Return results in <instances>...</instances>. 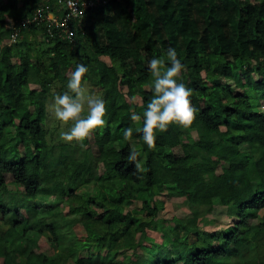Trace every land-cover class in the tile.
<instances>
[{"label": "trees", "instance_id": "trees-1", "mask_svg": "<svg viewBox=\"0 0 264 264\" xmlns=\"http://www.w3.org/2000/svg\"><path fill=\"white\" fill-rule=\"evenodd\" d=\"M77 5L73 14L65 0H0V264H264V0ZM13 32L25 48L10 42ZM169 47L199 111L191 126L157 132L149 149L135 131L143 119L130 114L143 115L153 95L148 62L166 60ZM80 63L108 114L76 145L50 136L47 106ZM190 128L196 140L185 139ZM133 148L141 155L129 163ZM164 191L189 214L163 213ZM138 200L141 211L127 208ZM216 202L231 220L202 227ZM30 231L57 250H36Z\"/></svg>", "mask_w": 264, "mask_h": 264}, {"label": "clouds", "instance_id": "clouds-1", "mask_svg": "<svg viewBox=\"0 0 264 264\" xmlns=\"http://www.w3.org/2000/svg\"><path fill=\"white\" fill-rule=\"evenodd\" d=\"M73 35L74 33L70 32L69 39ZM15 40L12 39L10 42ZM166 62L170 66L166 67ZM148 67L154 77L152 98L144 108L142 116L132 112L130 119L133 121L143 119L142 127L135 131L142 133L143 143L149 149H154L157 132H166L173 123L184 128L191 126L199 109L193 106L192 90L180 81L181 73L186 66L178 59L175 48L167 49L166 60L152 58L148 62ZM88 71V67L83 63L77 64L68 79V90L62 95H56L51 105L55 118L61 121L62 125L72 122V126L67 131L61 130L59 133V138L65 142H83L95 129L102 128L106 124L105 117L108 114L106 101L100 96L90 94L82 83ZM132 136L131 127L124 130L125 140H130ZM140 155L139 150L131 149L127 157L128 162H136ZM136 169H140L139 163H136Z\"/></svg>", "mask_w": 264, "mask_h": 264}, {"label": "rangeland", "instance_id": "rangeland-1", "mask_svg": "<svg viewBox=\"0 0 264 264\" xmlns=\"http://www.w3.org/2000/svg\"><path fill=\"white\" fill-rule=\"evenodd\" d=\"M62 2V0H61ZM7 26H9V24H7ZM13 39V36H10V41ZM15 42H19L20 46L25 48V43L23 41V39H21V41L19 40V38L16 37ZM32 45L34 46V48L39 47L37 49H42L46 46V44L41 42V35H38L37 37V41H34L32 43ZM16 57H13V60H15ZM83 85L88 89L90 94L93 95H97L100 96L99 94V90L101 88V86L96 85L94 83H89L88 81L84 82ZM31 86H34L31 84ZM37 86V85H35ZM57 88V84L56 82L53 83L52 86V91L56 90ZM55 96L51 97V99L49 100L50 103L47 106L48 109V117H47V123L48 126L50 127V129H54V131L52 133H49L50 136L52 138H57L58 140H61L59 138V133L61 130L63 131H67L71 126H72V122H68L67 125H62V122L57 120L54 116L53 111L51 110V103H54V99ZM86 114V113H85ZM98 129V128H97ZM95 129V130H97ZM93 133V132H92ZM91 135L88 137L89 139L92 136ZM185 139L188 141H193L197 139V134L195 132V130L193 128H190L188 133L184 135ZM63 141V140H62ZM65 142V141H64ZM132 144L135 145L137 143V140H131ZM68 143V142H67ZM72 144H76V145H80L82 144L81 142H77V141H72L69 142ZM92 144V150L93 152L96 153V146L94 143ZM241 147L243 149H248L247 145L245 143H242ZM175 151H180V147H175ZM5 178L8 180V183L10 185L11 189H18L20 188V186L15 185L14 183L10 182L11 181V177L9 174L5 173ZM66 187L69 189V185L66 184ZM161 197L164 200V208H163V213H167V215L169 214H176L179 216H184L186 214H189V209L187 208V206L184 203V199L182 197H178V196H169L167 191H164L161 195ZM49 198L46 195H39L36 198L37 204H39V206H41L43 209L45 208V210H43V212L48 213L49 210L47 209V206H49L51 203L48 201ZM127 208L129 209H136V210H140L141 211V201H132V202H126ZM206 217H203L200 221V225L202 227L207 226V228H211V227H218L220 224L225 223V222H229L231 219L229 217H227V215L225 214V206H223L222 204H220L219 202L215 203V206L213 208V210L211 212H208L205 214ZM262 213H259V216H261ZM49 216H51V214H49ZM0 217H1V213H0ZM3 225H7L6 223H3ZM75 231L81 236L84 237V228L82 226H78L75 228ZM31 235H36V233L30 231L26 234V239H30V242H32V236ZM37 243L36 242H32V246L37 250V249H41L45 252H47L48 254H53L56 250H57V246L55 243H52L49 245V242H47V240H44V238H40L39 239V234H37ZM30 244V246H31ZM1 262V259H0Z\"/></svg>", "mask_w": 264, "mask_h": 264}, {"label": "built area", "instance_id": "built-area-1", "mask_svg": "<svg viewBox=\"0 0 264 264\" xmlns=\"http://www.w3.org/2000/svg\"><path fill=\"white\" fill-rule=\"evenodd\" d=\"M66 1V3H67V6L72 10V12L71 13H73V14H78V12H79V7H78V5H77V0H72V3L70 4V0H65ZM91 2V1H90ZM92 3V2H91ZM88 4H90L89 2H84V6H86V5H88ZM47 18L49 19V18H51L52 19V21H54V23L55 24H58V21H59V19L57 18V16H55V15H53V14H48L47 15ZM30 20H32V18L31 19H24V20H22V24H27V23H29V21ZM65 29V28H64ZM66 31H68L69 33L71 32V30L70 29H68V28H66L65 29ZM64 30V31H65ZM69 33H68V35H69ZM72 33V32H71ZM16 35H17V33L16 32H13L12 33V36H13V40H15L16 39Z\"/></svg>", "mask_w": 264, "mask_h": 264}]
</instances>
